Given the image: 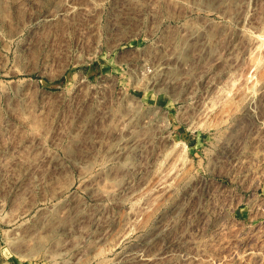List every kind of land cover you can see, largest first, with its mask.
<instances>
[{
  "label": "rangeland",
  "instance_id": "1",
  "mask_svg": "<svg viewBox=\"0 0 264 264\" xmlns=\"http://www.w3.org/2000/svg\"><path fill=\"white\" fill-rule=\"evenodd\" d=\"M0 264H264V0H0Z\"/></svg>",
  "mask_w": 264,
  "mask_h": 264
}]
</instances>
